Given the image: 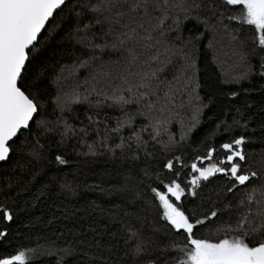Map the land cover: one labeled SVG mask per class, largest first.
<instances>
[{"label":"trees","instance_id":"obj_1","mask_svg":"<svg viewBox=\"0 0 264 264\" xmlns=\"http://www.w3.org/2000/svg\"><path fill=\"white\" fill-rule=\"evenodd\" d=\"M72 3L73 0H67L63 11H57L54 18L47 22L36 44L39 52L26 68L27 79L23 83L35 84L29 92L38 94L37 102L43 105L35 119L41 115L51 118L55 114L54 79L63 66L70 65L83 51L73 35L75 20L68 14ZM239 11L238 6H227L225 20L220 23L235 27L236 32L232 36L243 44L251 65V77L235 84L225 82L218 70L207 48L209 35L204 24L197 23L195 19L181 18L177 30L181 43L203 33L193 48L199 85L197 92L203 110L199 115V124L187 138L179 136L181 126L172 122L169 133L173 139L168 148L148 139L146 152L137 153L138 158H133V153L127 151L126 146L124 150L120 149V154L99 152L86 155L74 137L60 143L59 135L49 134L40 141L47 153L45 160L36 162L25 154L14 152L7 162L0 164V205H8L13 214L10 222L0 218V230L6 229L8 233L6 237H0V255L37 245L48 248L55 241V248L73 246L75 249V254L68 256L65 264H85V253H88L87 260L92 264H102L105 256L109 257L110 264H147L149 260L155 264H176L177 259L184 257L177 256L170 245L175 242L182 247L186 243V234L177 235L161 218L162 210L151 191L153 187L165 191L163 184L176 178L162 164L182 157L183 164L188 167H181L180 161H177L175 169L182 172L179 178L182 186L191 188L187 181L195 156L206 155L207 147L219 150L222 143L232 139L244 138L245 143L241 147L246 155V166L258 174L248 184V189L253 186L261 189L264 185V168L260 160L264 158V49L258 44L254 26L229 21L228 16ZM211 23L215 25L217 22L212 20ZM93 32L99 38L102 35L99 26H95ZM114 51L119 52L118 49ZM88 116L80 109H72L66 118L80 128L88 124ZM105 116L107 124L113 128V114L106 112ZM99 119L96 117V120ZM133 124L139 128L144 122L134 121ZM32 127L35 128V120ZM120 135L127 138L130 134L123 130ZM25 136L29 133L21 132L15 143L19 145ZM31 143L29 136L28 144ZM57 155H61L66 163L58 164ZM219 158V155L215 157L216 160ZM207 164L208 161H204L198 166L206 167ZM65 183L71 185L75 195L64 193L61 184ZM228 187L231 183L227 182V178L216 174L208 181H201L195 195L186 193L182 197L183 209L190 216L194 214L195 219L203 218L213 208L224 210V214L211 223L196 227L195 238H223V232L218 237L213 236L214 229L221 222H226L229 215L235 217V211L230 212L224 206L231 203L235 209L237 201L244 198L247 191L240 186L233 193H227ZM260 195L258 192L257 199ZM53 218L55 221L49 226L48 222ZM129 229L139 230L138 237L129 240ZM137 239L143 241L146 247L133 261L131 256L123 254L135 247ZM125 240H128L127 247ZM32 264H56V259L41 257Z\"/></svg>","mask_w":264,"mask_h":264},{"label":"snow or ice","instance_id":"obj_2","mask_svg":"<svg viewBox=\"0 0 264 264\" xmlns=\"http://www.w3.org/2000/svg\"><path fill=\"white\" fill-rule=\"evenodd\" d=\"M66 3L67 0H0V161L7 162L14 152L17 155L25 154L36 162L45 160L47 153L40 141L49 134H58L60 143H65L81 134L87 136L95 126L99 135L100 121L92 115L87 117L88 124L80 128L68 123L63 117H58L55 123L43 116L36 120L43 105L37 102L38 94L29 92L35 84L23 83L27 79L25 73L28 63L39 52L36 47L39 35L47 27L50 18H54L57 11H63ZM227 6L240 8L238 14L228 16L229 21L254 26L258 44L264 49V0H73L68 8V14L76 24L73 35L80 40H87L91 48L99 49L101 53L108 49H119L123 54V70L117 74L119 82L103 89H97L93 83L84 97L87 100L88 95L95 93L98 98L96 106L107 103L108 107L121 110L122 115L114 118L115 128L108 129L105 123V147H108L109 132L119 134L125 126L131 130L135 127L134 117L148 113L152 116L149 123L131 131L127 138L121 137V143L115 145L121 150L126 146L127 151L133 153V158H138L136 154L146 152L149 140L158 141L156 130L163 121L156 113L163 115L166 110L171 111L177 106L183 108V97L186 95L200 100L196 91L199 85L194 79L196 65L192 49L203 33L184 41L179 47L169 34L178 30L181 18L195 19L197 23L204 24L206 31L213 30L211 21L223 23ZM201 13L208 15L202 16ZM95 26L102 29V43H95ZM224 27L228 28L229 25L225 24ZM100 60L103 67L104 62L102 58ZM41 73L42 70L37 73V77ZM76 99L79 100V97ZM188 103L191 105L192 99ZM133 104L137 106L135 113L124 111L126 106ZM200 111V107L195 108L193 124L188 132H192L199 124ZM34 120L35 128L32 127ZM149 127L153 133L149 134V140H145L142 133ZM21 132L29 133L32 138L30 145L29 136L23 137L19 145L15 143ZM244 143L243 137L232 139L222 143L219 150L207 147L206 155L195 156L187 181L192 185L191 188L182 186L179 182L182 172L175 169L177 161H180L181 167H188L183 164L182 157L169 159L162 164L176 178L163 184L165 191L158 190V187H153L151 191L162 210L161 218L177 235L186 234V243L182 247L175 242L170 245L177 256L184 257L177 259L176 264H264V191H261L264 185L261 189L247 187L258 174L246 166V155L241 147ZM88 147L91 151L92 145ZM218 155L220 158L216 160ZM55 159L58 164L66 163L61 155ZM204 161H208L206 167L198 166ZM216 174H222L231 183V187L226 189L227 193H233L240 186H244L247 191L244 198L237 201L235 209L231 203L224 206L230 212L235 211V217L229 215L226 222H221L214 229L213 234L218 236L223 232V238H195L196 227L211 223L222 216L224 210L213 208L203 218L195 219L194 214L190 216L183 209L182 197L186 193L195 195V189L201 181H208ZM61 188L71 190V185L61 184ZM258 192L261 193L260 199L256 198ZM0 218L5 222L13 220L8 205H0ZM54 221L55 218L49 220V226ZM138 233L139 230L129 229V240L138 237ZM7 234L6 229L0 230V237H6ZM256 236L261 237L259 242L250 244L249 240ZM124 244L127 247L128 240ZM54 245L55 241L48 248L37 245L35 248L17 249L13 254L0 255V264H32L47 256L54 257L56 264H65L67 257L75 254L73 246L55 248ZM145 247L144 242L137 239L135 247L123 255L131 256L134 261ZM84 256L85 264H92V261L87 260L88 253ZM102 264H110L108 256L102 258ZM147 264L155 262L149 260Z\"/></svg>","mask_w":264,"mask_h":264},{"label":"rangeland","instance_id":"obj_3","mask_svg":"<svg viewBox=\"0 0 264 264\" xmlns=\"http://www.w3.org/2000/svg\"><path fill=\"white\" fill-rule=\"evenodd\" d=\"M168 23L170 24L171 21H169ZM213 26V30H205L206 32H208L207 35H209L207 48L209 49L218 70L220 71L221 75H223L225 82L235 84L248 80L251 77V65L249 64V61L244 53L243 44L240 41H237L232 36L236 32L235 27L231 26L229 28H224V25H220V23H216ZM177 32V30L173 31L169 35L173 40L176 39V45L177 47H179L183 43L178 40L181 38H179ZM89 35L91 36V34ZM75 41L80 45V47H82L83 51L75 57L74 62H72L70 65L63 66V68L58 71L54 79V88L56 90V96L54 98L55 114L51 118L46 119L53 123L57 121L58 117H63L67 120L66 115L70 113L72 109H80L82 113L94 116L95 120L96 117H99V135H97L96 127L94 126L89 131L87 136H83L81 134L77 137H74L77 140L76 142L79 144L80 148L85 151L86 155H91L93 153L97 154L99 152L107 153L110 155L116 153L120 154L122 153V151H120L119 148H116L115 145L120 144L121 137L124 136H119L120 133L112 134L111 132H109V140L107 141L108 147H105L104 128L105 123L107 124V117L105 116L106 112L112 113L113 117L115 118L122 115L121 110L116 107H108L107 103L101 106H96V101L98 98L95 93H93L92 95H88L87 100H85L84 97L87 95V92L93 85V83H95L97 89H103L109 87L110 85L115 86L119 82L117 74L123 70L122 51L118 49L119 52H117L108 49L105 50V52L101 53L99 49L91 48L87 40H80L75 36ZM102 42L103 41L101 40V38L96 35L95 43ZM192 55L194 57L196 65V56L194 54L193 49ZM93 57H96V59H93ZM100 58H102L104 62L103 67L101 66ZM108 73H110L111 75H106ZM196 74L197 71L195 68L194 79L197 81ZM76 97H79V100H77ZM100 99H103V97H100ZM189 99H192L191 105L188 103ZM183 103V108L177 106L171 111L166 110L163 115H159V113L155 114L159 116V119H161V121H163L161 126H159L156 130V132L158 133L157 142L163 148H168L172 143L173 135H170L169 133V128L172 122H177L181 126L180 129H178V132L180 134L179 136L181 138H187L188 134L190 133L187 130L192 127L193 124L192 116L195 112V108L200 107L201 111L203 110L202 105L201 103H199V101H196L194 98L189 97L187 95L183 97ZM136 107L137 106L135 104L131 106H126L124 111L130 114L135 113ZM41 117L39 116L36 120L41 119ZM151 118L152 116L150 114L145 113V115L143 116H135L133 122L143 121L144 124H147L149 123V120ZM116 126V120L114 119L113 128H115ZM107 127L108 129H112L111 127H109L108 124ZM139 128L135 126L133 129L130 130L127 126H125L121 130V132L125 130L130 134L131 131H135ZM60 130H62V127ZM150 133H153L151 127H149L147 131L142 133L143 139L148 140ZM181 133L184 135H181ZM50 135L56 136L58 134ZM89 145H92L91 151L88 147ZM260 160L262 162V167L264 168V158H261ZM63 190L64 193L67 195H75V191L72 188L71 190ZM256 198H258L257 194ZM212 235L218 237L217 235ZM259 238V236L254 237L253 239L249 240V243L253 244Z\"/></svg>","mask_w":264,"mask_h":264},{"label":"water","instance_id":"obj_4","mask_svg":"<svg viewBox=\"0 0 264 264\" xmlns=\"http://www.w3.org/2000/svg\"><path fill=\"white\" fill-rule=\"evenodd\" d=\"M43 31H44V29L42 30V33H43ZM42 33H41V34H42ZM41 34L39 35V37L41 36ZM1 163H3V161H0V164H1Z\"/></svg>","mask_w":264,"mask_h":264}]
</instances>
